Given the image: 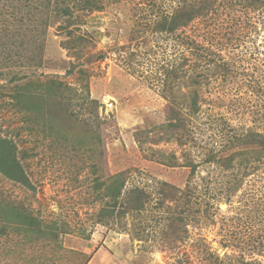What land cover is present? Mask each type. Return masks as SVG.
Listing matches in <instances>:
<instances>
[{
    "label": "rangeland",
    "instance_id": "rangeland-1",
    "mask_svg": "<svg viewBox=\"0 0 264 264\" xmlns=\"http://www.w3.org/2000/svg\"><path fill=\"white\" fill-rule=\"evenodd\" d=\"M97 1L71 8L77 21L62 29L70 2L0 0V28L27 12L52 18L34 66L0 54V137L25 175L0 173V264H264V156L241 164L264 150L235 139L264 136V0ZM184 7L201 9L172 32L155 28ZM77 35L79 59L62 44ZM50 78L77 95L49 90ZM79 95L96 102L68 100ZM120 179L118 209L131 189L148 199L108 214Z\"/></svg>",
    "mask_w": 264,
    "mask_h": 264
},
{
    "label": "trees",
    "instance_id": "trees-1",
    "mask_svg": "<svg viewBox=\"0 0 264 264\" xmlns=\"http://www.w3.org/2000/svg\"><path fill=\"white\" fill-rule=\"evenodd\" d=\"M50 1L51 0H48L47 5ZM66 1L71 3V7L68 6L67 4H65L66 6L64 7H61L62 9L60 10V12L63 13L67 17L66 24L60 23L59 25V28H62V29L69 28L70 25L74 21H77L75 17L77 15L76 14L73 15L71 8H76L80 10V12L82 13L85 11L93 10V9L95 10L101 9V5H99V2L97 0H78V3H75L74 0H56V2L60 4H63ZM17 2L19 4L18 7H14L13 9L22 10V8L25 9V7L28 8L30 6L28 5V3L25 4L26 0H17ZM200 9H201L200 7H198L197 9H195L194 7H188V8L184 7V8H179L178 12L171 13V15L164 14L160 18V20L157 21V23L155 24V28L160 31L164 30L166 32H172L178 26H182L186 24L190 19L196 16L199 13ZM27 13L29 14V16L26 19L20 18L18 20L19 27H15L11 30H7V27L5 26L0 28V54H2V56H5L4 59L6 61H9L12 64L16 61V59H20L21 61H28L26 62L28 63V65L34 66V62H35L34 57L36 55H42L43 53L46 29L48 28L49 23L51 22L52 18L49 16H46V14H45V17H34L33 14L29 12ZM0 15H1V12H0ZM13 16H14V19L17 16L15 15L14 10H13ZM66 32H67V35H71L73 34L74 31L69 29ZM82 40H85V37L81 35H77V36H74L73 39L67 40L65 41V43H62V44L65 47H67L68 50H72L71 52L72 57L76 56L77 59H79L82 55L81 49L84 48V47H80V44L82 46L84 44V43H81ZM102 58H103V55L99 54L98 59H102ZM87 60H91V58H88ZM41 61H42V57L39 56V61L37 62V65H40ZM2 64L3 63H1V65ZM70 65L71 64L69 63V66ZM78 70L83 75L81 80L88 79L87 69L85 70L84 68H78ZM70 72H72V68L68 67L67 73H70ZM47 86L49 87L48 88L49 90H51L53 87H57V88L61 87V89L67 88L71 92H73L74 95H77L76 94L77 89L74 86L68 83H65L64 81L59 80L57 78H50L48 80ZM52 94L54 96L53 98L56 99L55 100L56 102L62 103V100H64L62 95H58L55 93H52ZM18 96L23 97V94H19ZM18 96L17 97H15V95L13 96L17 103H18ZM72 96L68 98V100L78 99V102L80 100L81 105L82 104H86L87 106L92 105L95 100V99H87V97L83 98L82 95H79L78 97H74V98ZM50 103L52 104V102H49V105ZM15 106H17V104H15ZM191 106H192V109L194 110L196 109V106H197L196 98H194L191 101ZM46 109L48 112L52 111L51 110L52 108L50 109L48 106ZM168 111L169 110L167 109L166 112ZM177 126L178 125L177 123H175V121L168 120L166 124V127L170 129L175 128ZM235 139L238 143L243 144V145H250V144L257 142L260 144L261 148L264 150V136L259 132L250 131V132H247L246 134L235 136ZM236 152H237L235 153L236 156H242L244 154V152L242 154V151H236ZM14 153H15V146L13 142L10 139L0 137V173L3 174L7 179L19 181L20 183L25 184V180H24L25 175L22 169L20 168ZM233 155H230L223 161L224 163L222 166L224 168H229L231 166ZM262 156H264V152H262V154H259L249 160L246 157V155H244V159L241 164L242 165L246 164L247 166L249 163H252L251 160L260 162ZM212 157L213 156L208 157L207 160H211ZM253 167H256V165H254ZM123 185L124 183L121 179L115 180L114 189L108 190L105 193L106 196H110V199H111L106 202V205L108 207L107 211H105L106 213L113 214V212H115L116 209L120 208L118 206L117 198L119 197L121 193ZM130 191L133 193V196L129 193L130 194L129 199L126 201L124 205H121V209H118L120 214L121 212L125 213V210H123L125 207L131 208V209L142 208L144 205V200L148 199V195L139 188L131 189ZM9 206L14 208V210L12 209V211L17 219L21 218L25 220V222L28 224L33 223L34 221L33 216L29 214L28 215L24 214L23 212H21V210H19L16 206L12 204H10Z\"/></svg>",
    "mask_w": 264,
    "mask_h": 264
}]
</instances>
